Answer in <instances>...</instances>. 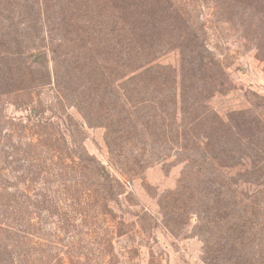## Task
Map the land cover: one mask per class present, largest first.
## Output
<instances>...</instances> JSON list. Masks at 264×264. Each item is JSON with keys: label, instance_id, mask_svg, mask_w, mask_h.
<instances>
[{"label": "rangeland", "instance_id": "obj_1", "mask_svg": "<svg viewBox=\"0 0 264 264\" xmlns=\"http://www.w3.org/2000/svg\"><path fill=\"white\" fill-rule=\"evenodd\" d=\"M19 3L0 0V31L16 28L20 15L3 7ZM161 6L157 18L174 36L162 26L156 62L175 68L178 79L183 64L204 90L203 103L223 120L250 123L252 132L264 126V0H161ZM26 82L0 87V249L14 252L0 262L205 264L189 212L165 225L163 207L173 201L162 198L175 189L183 163L171 155L145 165L158 147L144 143L110 149V126L92 115L87 124L52 83ZM99 92L110 94V87ZM94 105L110 112V102ZM249 168L246 159L225 172ZM103 171L109 195L96 179Z\"/></svg>", "mask_w": 264, "mask_h": 264}, {"label": "trees", "instance_id": "obj_2", "mask_svg": "<svg viewBox=\"0 0 264 264\" xmlns=\"http://www.w3.org/2000/svg\"><path fill=\"white\" fill-rule=\"evenodd\" d=\"M161 7V0H20L3 7L20 21L0 31V87L14 79L52 83L87 124L92 115L110 126V149L157 146L147 166L175 156L183 167L162 198L173 201L163 207L165 225L189 212L205 264H264V126L252 132L250 123L223 120L203 103L204 90L183 64L178 79L175 68L156 62L162 26L174 36L157 18ZM109 87L110 94L99 92ZM96 100L110 102V112L95 107ZM246 159L249 169L226 174ZM96 179L109 195V173L97 172ZM240 182L257 188L240 190ZM7 254L14 252L4 245L0 257Z\"/></svg>", "mask_w": 264, "mask_h": 264}]
</instances>
